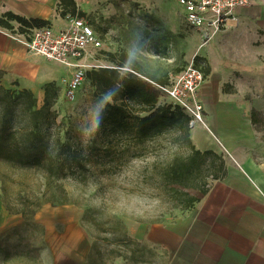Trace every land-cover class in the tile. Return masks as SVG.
I'll list each match as a JSON object with an SVG mask.
<instances>
[{"label":"crops","instance_id":"crops-1","mask_svg":"<svg viewBox=\"0 0 264 264\" xmlns=\"http://www.w3.org/2000/svg\"><path fill=\"white\" fill-rule=\"evenodd\" d=\"M75 1L85 13L83 18L95 25L102 43L109 41L111 50L126 48L129 52H123L135 57L137 50H162L174 41L173 47L183 43L181 31L188 23L179 0ZM59 3L0 0V19L12 12L65 29L73 15L62 16ZM234 16L236 19L230 17L206 43L202 28L193 27L191 36L193 56L210 68L200 89L205 123L191 126V139L196 149L213 150L223 157L224 175L196 204L174 218L127 228L129 239L150 248L149 264H264V0L237 9ZM10 24L9 28L0 22V83L29 89L43 99L45 85L55 82L62 98L70 69L31 52L24 41L27 28L22 31L14 19ZM21 220L1 227L0 233ZM36 220L46 229L44 253H39L38 260L45 257L50 264H137L130 249L125 255L121 250L99 247L70 203L54 210L43 207ZM0 264L23 263L6 261L0 255Z\"/></svg>","mask_w":264,"mask_h":264},{"label":"rangeland","instance_id":"rangeland-1","mask_svg":"<svg viewBox=\"0 0 264 264\" xmlns=\"http://www.w3.org/2000/svg\"><path fill=\"white\" fill-rule=\"evenodd\" d=\"M179 8L184 14L181 5ZM193 30V27L184 24L181 31L184 40L180 47H173L174 41L168 49L137 50L134 58L139 65H134L135 69L151 79L157 78L154 75L168 79L171 73H179L192 62L201 64L204 69L206 63H197L193 56ZM113 40H116L114 36ZM107 42L103 41L100 49L90 50L86 58L88 70L113 66L116 63L111 55L119 58L123 51L129 52L126 48L111 50ZM164 65L166 68H163ZM34 97L32 105L29 96L21 94V89L0 83V125L23 126L35 123L38 119L31 117L30 107L40 108L43 99L35 94ZM97 101L96 87L86 78L73 100L64 95L52 106L56 114L54 126L62 128L63 140L69 139L81 145L89 156L90 172L86 180L66 179L63 183L69 192L70 205L82 216L86 231L96 239L97 245L104 251L121 250L120 253L129 255V249L132 253L133 246H126L120 241L129 226L174 218L187 209L191 199L200 197L205 189L224 175V166L220 167L219 158L207 155L184 175L173 174L178 164L189 162L193 150L184 138L172 135L140 145L133 144L124 154L116 151L109 156L106 152L108 138L103 135L97 121ZM159 103H170V99L160 95ZM33 176L32 180L39 178ZM60 205L45 204L43 207L54 210ZM0 217L1 229L13 225L22 216L10 213L4 203L0 202ZM40 245L37 241L36 246ZM39 253L43 255L44 251ZM38 257L22 255L20 260L23 264H50V259L44 257L38 260ZM151 257L152 254L148 253L135 260L137 264H149Z\"/></svg>","mask_w":264,"mask_h":264},{"label":"trees","instance_id":"trees-1","mask_svg":"<svg viewBox=\"0 0 264 264\" xmlns=\"http://www.w3.org/2000/svg\"><path fill=\"white\" fill-rule=\"evenodd\" d=\"M59 10L62 16L70 13L83 17L85 14L78 10L75 0H60ZM13 19L20 23L22 31L49 25L48 20L28 19L12 12L1 18L0 22L10 28ZM111 56L116 64L94 68L86 73V78L96 87L99 104L97 121L103 135L108 138L106 152L109 156L116 151L124 154L133 144L140 145L172 135L184 138L193 150L189 162L178 164L173 174L184 175L207 155L219 158L220 167L224 166L223 157L213 150L195 148L190 133V115L178 105L159 103V92L145 75L135 69L134 57L126 52H122L119 58ZM118 67L133 68L140 75ZM204 71L207 75L210 68L206 66ZM151 80L166 84L169 78ZM21 94L29 96L34 105L35 97L31 90L21 89ZM59 97V86L49 82L45 85L43 105L38 109L30 107L31 117L38 119L35 123L23 126L0 125V202L4 203L10 213L22 216L20 223L0 233V255L6 261L22 262V255L39 256L44 247L46 229L36 220L37 212L45 204L70 203L63 180H86L90 172L89 156L84 147L69 139L63 140L62 128L54 126L56 114L52 106ZM33 175L39 178L32 180ZM207 190L200 197L191 199L186 208L192 207ZM37 241L41 243L39 247L36 246ZM120 241L126 246H133L131 258L134 260L151 253L147 245L129 239L127 234Z\"/></svg>","mask_w":264,"mask_h":264},{"label":"built area","instance_id":"built-area-1","mask_svg":"<svg viewBox=\"0 0 264 264\" xmlns=\"http://www.w3.org/2000/svg\"><path fill=\"white\" fill-rule=\"evenodd\" d=\"M256 0H179L185 12V20L190 27L202 28L204 43L218 30L227 25L237 9L254 4ZM25 43L31 52L47 60L64 64L70 69L64 95L73 100L86 79L88 63L86 58L91 49H100L103 45L96 35L94 27L83 17L74 15L65 29H56L51 25L27 28ZM9 34H13L12 32ZM17 36V35H14ZM18 37V36H17ZM107 67V66H102ZM140 75L130 67H118ZM149 80L159 96L170 99V103L180 106L191 117V126L205 123V107L200 89L206 80L201 65L189 63L179 73H171L169 81L161 84Z\"/></svg>","mask_w":264,"mask_h":264}]
</instances>
